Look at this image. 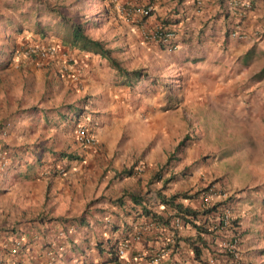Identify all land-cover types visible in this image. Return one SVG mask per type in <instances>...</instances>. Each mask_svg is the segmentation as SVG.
Masks as SVG:
<instances>
[{"label": "crops", "instance_id": "1", "mask_svg": "<svg viewBox=\"0 0 264 264\" xmlns=\"http://www.w3.org/2000/svg\"><path fill=\"white\" fill-rule=\"evenodd\" d=\"M195 1L0 0V81H3L7 72L19 69L8 82L11 87L9 93L13 96L12 110L18 107L19 100L23 102L30 99L31 94L27 93V69L35 65L28 59L23 60L26 64L19 68L18 64L8 63L4 55L5 49L17 48L28 42L60 43L59 37L51 35L49 29L54 31L55 23L59 26L62 24L63 10H70L72 14L80 16L83 22H87L93 13L97 17L107 16L110 19L106 22L107 25L116 26L115 24L120 22V27L106 31L102 29L89 37L101 40L105 47L111 50V54L121 51L125 55L134 54L133 62L136 66L143 67L146 64L145 66L150 68L170 69V76H173L175 81L174 84L170 83L171 88L175 87L170 96V113L174 114V117L177 114L191 117L192 112L204 108L214 111L216 118L232 117L240 125L237 139L230 142L233 145L231 158L237 161L236 167L243 179L242 182H231L228 185L231 191H239L235 193L231 206L234 214L238 215L237 228L241 232L238 242L242 257L240 264H264V76L254 79V75L264 69V0H250V9L242 7L246 0H197L198 4H195ZM138 2L150 4L153 9V14L145 21L141 20V24L136 21L131 9L129 12H122L125 11L124 8L121 11L118 9L120 5H137ZM127 15L133 23H127L129 20L124 18ZM166 17H170V26L177 31L180 43L178 49L170 53L151 41H143L142 38L144 30L155 26L157 21ZM96 22L100 25V21ZM38 26L46 28L49 36H42L38 32ZM87 28L96 30L98 26ZM71 54L74 58L84 61V56L92 53L72 50ZM92 56L94 57H90L87 66L99 68L97 56ZM119 59L122 60V57L119 56ZM64 68L65 65L58 61L43 68V71L50 69L51 74L56 69ZM38 70L37 76L42 75V70ZM102 71L107 73L104 68ZM110 99L106 108L99 105L97 100L94 103L97 109H109L101 115L92 111L97 148L79 144L75 140L72 124L65 120L62 122L59 134H71L72 129L74 150L85 148L83 152L88 156L95 155L102 145H110L105 143L110 137L108 141L116 140L114 137L121 133L122 128L136 122L132 119L137 117L136 111L132 113L120 105L128 101L127 99ZM91 104L90 102L88 106ZM26 115L35 116L34 113ZM27 124V128H30L31 122L28 121ZM19 127V124L16 126L5 122L1 130L13 128L17 132ZM106 134L111 136L108 138ZM6 136L0 138V146L4 149L6 158V164L0 167L2 264L106 263L110 246L121 237L124 227H137L132 212L138 210L139 206L126 199L120 207L117 202L106 200L101 194H114L113 197H116L120 194H117L116 188L122 191L121 193L129 192L136 189L135 184L127 179L126 183L122 181L119 185H114L112 173H109L104 177L105 184L101 185L97 192L93 189L90 195L99 199V207L105 208V211L100 208L93 210L83 224L77 220H63L66 215L76 214L78 210L75 205L78 201L82 203L88 200L82 195L78 196V181L82 182L79 178L86 177L81 167L88 165V162L92 164L90 167H94L95 158L87 160L88 162L83 159L78 163L77 158H71L72 154L66 156L63 152H54V147L48 145L51 140H44L37 146L36 143L20 146ZM63 144L64 141L61 146ZM72 146L71 144V149ZM154 154H157V149L151 151L150 156L144 159L146 164L152 162ZM109 181L112 185L110 189L106 185ZM117 182L119 180L115 181ZM16 193L20 198L15 197ZM45 201L49 205H46ZM63 202H70L69 206L64 207ZM153 207L160 208L158 202H153ZM23 209L28 213L27 218L25 217L27 220L15 226V210L19 213L21 211L22 214ZM43 214L49 216L44 218ZM35 215L40 216L34 217ZM187 230H179L178 236L185 238ZM193 234L192 232L190 235ZM16 239H22L24 245L17 256H12L2 246L11 244ZM219 239L221 238L218 237ZM135 245L123 257L122 264L143 262L137 257L138 244ZM54 253L56 258L53 261ZM206 254L207 252L203 256ZM172 260L173 263L176 261V264L183 261L190 263L193 260L192 251L186 242H180ZM216 260L218 264L231 262L224 254Z\"/></svg>", "mask_w": 264, "mask_h": 264}, {"label": "rangeland", "instance_id": "2", "mask_svg": "<svg viewBox=\"0 0 264 264\" xmlns=\"http://www.w3.org/2000/svg\"><path fill=\"white\" fill-rule=\"evenodd\" d=\"M66 15H69L76 23L81 21L77 16H74L75 14H71L70 10ZM90 17L100 21V25L96 30L85 29L84 31L88 36L102 29L106 31L121 26L120 22L116 23V26L107 25L106 22L110 20L107 16L97 17L93 13ZM35 44L38 43L31 42L27 45L35 46ZM93 55L97 56L99 68L87 66L90 57H94L92 54L84 56L83 61L74 58L71 52L67 56L61 50L50 58L41 59L38 57L29 60L35 65L27 69L29 70L27 93L31 94L30 99L28 101L23 100V102L19 100L18 107L14 110L11 108L13 96L9 93L11 87L8 82L13 73L19 69L7 72L3 81H0V129L5 122L20 126L17 132L13 128H8L6 131L7 139L11 142L14 141L15 144H20V146L33 145L34 143L37 146L44 140H51L48 145L54 147V152L72 154V156L77 157L78 163H81L80 160L83 159L88 162L87 160L95 158L94 167H90L91 162H88L85 167H81L86 177L79 178L82 182L78 181L80 185L78 196L82 195L84 199L88 200L82 203L78 201L75 205L78 210L76 214L66 215V217L87 218L93 210L96 211L100 208L99 199L91 197V191L95 189L97 192L102 187L101 185L105 184L104 177L109 173H112L114 185H119L122 181L126 183L127 179L132 181L136 189L129 192L141 193L154 189V191L162 190L167 196L177 191H196L214 179H226L223 184L227 188L231 182H242L243 177L240 176L239 169L236 167L237 161L231 158V146L233 145L230 142V140L237 139L241 127L232 117L216 118L214 111L204 108L192 112L193 116L191 117L186 114H177L174 117V114L170 113V96H172L175 87L172 86L171 88L170 83L173 82L174 84L175 81L173 76H170V69L167 70L166 67L163 69L150 68L145 66L146 64L143 67L136 66L133 62L134 54L125 55L122 51L121 53H112V56L121 63L123 69L129 72L140 71L144 73L143 78H146L147 74L149 79L144 81L131 76L128 80L120 76L117 71L110 69L107 60L100 58L98 54ZM119 56L122 57V60L119 59ZM164 60L167 59L164 58ZM22 61L23 57L16 55L8 63L18 64L19 68V66L26 64V61ZM58 61L65 65L64 69H56L51 74L50 69L43 71V68L51 63L56 64ZM103 68L107 73L102 71ZM38 69L42 70L44 77L41 74L37 76ZM39 76L41 79H38ZM23 95L24 93L22 97ZM109 96L110 98L127 99L128 101L120 105L126 110H131L132 113L136 111L137 117L132 118L136 122L122 128L121 133L114 137L116 140L108 141L111 135L106 134L105 136L110 138L105 143H110V145H107L108 147L102 145L95 155L88 156L83 152L85 148L84 150H80L81 148L74 150L73 128L71 134H59L61 124L66 117L65 111L70 107L76 108L89 101V104L92 103L89 108L101 115V113L108 112L109 109H97L94 104L95 100L99 105L106 108L108 107L107 103L111 100ZM218 105L221 106L219 102ZM27 113H34L35 116L28 117L30 114L26 115ZM28 121L31 122L30 128H27ZM63 141L64 144L61 146ZM181 141L183 145L175 150L176 145ZM66 143L68 144L66 145ZM71 144L73 145L72 149L70 148ZM155 149H157V154H154L151 163L146 164L144 159L149 157L150 152ZM172 154L174 157L170 158L169 163H166L167 158ZM135 162L141 166V172L131 177L116 176L117 171L132 166ZM159 169H161L160 178L157 179V182L150 183V177ZM167 179L168 181H166ZM118 180L119 182L115 183ZM73 183L76 184L77 181ZM69 185L73 186L72 184ZM106 185L110 189L111 181ZM116 190L117 194L120 193L116 197H113L114 194L112 196L110 194L101 195L106 197V200L116 201L118 197L123 195L118 188ZM46 192L48 193V189ZM15 197L20 198V195L16 193ZM69 203L63 202V206L68 207ZM45 204L49 205L46 201ZM100 210L105 211V208H100ZM22 211L21 214V211L19 213L18 210H15L16 213L13 216L15 217V226L27 220L25 217L28 213L24 209ZM52 215L54 216V214ZM39 216L35 215L34 217ZM42 216L46 218L49 215L43 214Z\"/></svg>", "mask_w": 264, "mask_h": 264}, {"label": "trees", "instance_id": "3", "mask_svg": "<svg viewBox=\"0 0 264 264\" xmlns=\"http://www.w3.org/2000/svg\"><path fill=\"white\" fill-rule=\"evenodd\" d=\"M138 4L144 5L143 2H138ZM137 4V5H138ZM136 5V4H135ZM62 16V24L60 26L58 24H54V31L49 29L53 35L58 36L60 39V46L61 52L65 55H69L72 50H79L82 52H90L93 54H98L102 58L106 59L109 65L117 71V73L122 76L123 78H127L133 76L134 78H138L140 71H127L122 68L119 61L115 59L111 55V50L105 47V44L97 39H92L85 34V27L84 23H76L73 21L71 17L66 14H61ZM170 18V17H168ZM160 19L159 23H164L165 26L170 24L169 19ZM58 23V22H57ZM92 26H95L93 23ZM56 27V28H55ZM38 32L42 34V36L47 35L46 28H40L38 26ZM5 58L9 61L14 59L16 56V49L15 47L9 48L7 47L4 52ZM18 55H21L18 53ZM39 55L35 52H28L25 55L23 60H34L37 59ZM264 76V69L259 71L254 75V79H260ZM72 108V109H71ZM72 110L73 116L78 120L82 114L84 109L82 107H70ZM183 145V142H179L176 146L175 150H178L180 146ZM176 153V152H175ZM67 156V154H65ZM174 157V155H169L167 162L169 163L170 158ZM71 158H76L72 156ZM137 164V162H135ZM135 164H133L129 168H124L121 171L116 172V176H124V177H131L137 173L134 168ZM162 169V167H159ZM157 170L150 178V183L157 182L158 178L161 176L160 170ZM168 181V179L166 180ZM209 186L206 188H202L195 192L191 191H177L174 193H170L167 196L163 193L162 190H156L155 197H150L148 194L144 196L141 193L136 192H124L122 196L118 197L116 201L118 206L122 207L124 202L127 199L131 200L135 204L139 206L138 210L132 212L133 217L135 219V228L131 225H126L124 227V232L117 240H126L133 243L134 247L137 243L138 251H139V259L143 262L141 264H148V261L151 257L161 251L163 248L169 247V239H170V231L174 230V226L170 220H173V217H180L182 221L186 223V226L193 227L195 230H190L188 227L187 232H196L194 236H190L188 238H181L178 235L175 237L176 242V249H174L171 253H169L170 257L167 258L163 264H176L173 263L172 257L178 251L177 246L179 245L180 241L186 242L193 252L192 259L195 261L202 262L203 264H210L209 260H212L215 255L213 254L216 250L219 249V252L225 253L230 255L231 253L228 252V248H224V250H220V243H218V248H216L217 238L220 237V240L225 238V234L228 232V241L229 243L232 242L233 238V230L231 227L228 226L229 224L223 223V218L225 216L230 215L233 212L231 203H228L230 197L226 198L225 200L221 201L217 205H213L212 207L202 205L200 209H195L192 207L190 203H194V201H203L204 197L208 194ZM232 197V196H231ZM111 202V201H110ZM153 202H158L159 209L153 207ZM127 205V204H126ZM138 208V207H137ZM172 212V214H171ZM228 214V215H227ZM66 221H79V223H84L86 218L80 217H66ZM228 222H230V217L228 216ZM199 223V224H198ZM223 224V225H222ZM211 227L212 225H216L217 229L215 230H207L205 228ZM221 227V228H220ZM219 228V229H218ZM176 232V230H175ZM222 233L221 235H219ZM138 235V239L134 241ZM111 255L110 258L106 259L107 264H122L120 258L116 255L115 245L110 246ZM207 252L206 256H203L204 252ZM137 251V252H138ZM103 263V264H106ZM183 262H179L178 264H182Z\"/></svg>", "mask_w": 264, "mask_h": 264}, {"label": "clouds", "instance_id": "4", "mask_svg": "<svg viewBox=\"0 0 264 264\" xmlns=\"http://www.w3.org/2000/svg\"><path fill=\"white\" fill-rule=\"evenodd\" d=\"M195 4H198L197 3V0L195 1ZM151 7V5L150 4H144V5H129V6H125V5H120L119 7H118V9L121 11L122 10V8H124L125 9V11H123L122 10V12H129V9H131V11H132V13H133V9L134 8H138V7ZM233 6H235V4L233 5ZM242 7H244V8H246V9H250L251 7H252V4H251V1L250 0H246L245 2H243L242 3ZM63 12H64V14H66V13H68V10L67 11H65V10H63ZM70 13L72 14V12L70 11ZM135 16H136V21H140V24H141V20L142 21H145L146 19H148L152 14H153V9H152V7H151V12L149 13V15L148 16H144V17H139V16H137L135 13H133ZM74 15V14H73ZM69 16V15H68ZM74 16H76V15H74ZM70 17V16H69ZM77 18L79 19V20H81L80 19V16H77ZM124 18H126L127 20H129V21H127V22H129V23H133L134 21H131V18L129 17V15H127V16H124ZM166 19H170V18H167L166 17ZM165 19V20H166ZM89 21V22H88ZM96 21H98L97 19H95V20H91V18H88V20H87V22H83V20H81V21H79L80 23H84L85 24V27H94V26H92L93 25V23H95V26L97 27H99V23L98 22H96ZM88 24H90V25H88ZM158 28L160 31H162V32H167V31H172L173 33H174V37L171 39V43H172V46H175V48L174 49H170V50H167L166 49V47H165V45H163V44H160V43H158V42H155V41H151V42H153V43H155V44H157L158 46H159V48H161L162 50H164L165 52H167V53H170V52H173V51H175V50H177L178 49V47H179V39L177 38V31L174 29V28H172L171 26H170V24H168V26L166 25L165 26V24L164 23H159L158 21L156 22V24H155V26H153V27H150V29H154V28ZM87 29V28H86ZM86 34V33H85ZM51 35H53V34H51ZM87 35V34H86ZM143 35V34H142ZM47 36H49L48 34H47ZM53 36H55V35H53ZM88 36V35H87ZM57 37V36H56ZM91 38V37H90ZM142 38H143V36H142ZM93 39V38H92ZM98 40V39H97ZM101 41V40H100ZM143 41H145V42H149V41H147V40H145L144 38H143ZM27 44H29V43H26V45L23 43L22 45H20L19 47H15V49H16V55H18V53L19 54H21L20 56H22L23 58H25V55L28 53H26V54H24V52L27 50V49H29V48H31V47H33L32 45L31 46H29V45H27ZM35 46H38L39 48H46V49H48V48H50V49H53V52L51 53V54H49V55H46V56H42L41 54H40V52L39 51H33V52H35V53H37L38 55H39V57L41 58V59H43V58H45V57H48V58H50L52 55H54V54H57V52L58 51H60V46H59V44H58V42H54V43H46V44H41V43H38V44H35ZM75 50H77V49H75ZM90 53V52H89ZM93 54V53H92ZM112 55V54H111ZM101 57V56H100ZM102 58V57H101ZM7 59V58H6ZM116 59V58H115ZM106 60V59H105ZM7 61L8 62H10V61H12V59L9 61L8 59H7ZM118 61V60H117ZM111 67V66H110ZM112 68V67H111ZM115 72H116V70H114ZM143 74L144 73H142V72H140V74H139V80L141 79V80H144V81H148L149 79H148V75L146 74V78H143ZM151 81V80H150ZM89 102H85V103H83V104H81V105H79L78 107H82L83 109H84V111H83V114H82V116L78 119V120H76V118L73 116V114H72V108L70 109H67L66 111H65V114H66V117H65V121L66 122H69V123H71L72 124V128H73V130H74V137H75V140L79 143V144H81L78 140H77V138H76V128H77V125L78 124H80V123H82V122H89V124H90V126H91V131H92V133L94 134V136H95V139H96V141H95V144H93V145H90L89 147H94V148H97L98 147V145H96V143H97V138H96V135H95V133H94V130H93V125H92V119H91V115H92V110L89 108ZM1 130V129H0ZM179 144V143H178ZM177 144V145H178ZM81 145H83V144H81ZM176 145V146H177ZM85 146H88V145H85ZM77 158V157H76ZM168 159V158H167ZM167 162V161H166ZM129 167H131V166H129ZM129 167H126V168H129ZM134 168H135V170L137 171V173H139V172H141V166L140 165H138V164H136L135 163V166H134ZM122 169H124V168H122ZM151 178V177H150ZM224 181H226V179H224V178H220V179H214L213 181H211V183H209L208 185H206L205 187H203V188H206V187H208L209 186V190H208V194L206 195L207 197H210L211 199H210V203L206 206L205 205V203H204V201H201V202H197V201H194V203H190L191 205H192V207L193 208H195V209H200L201 207H202V205H205V207H208V206H210V207H212L214 204L215 205H217L218 203H220L221 201H223V200H225L226 198H228V197H230V200H229V202L228 203H231V201H232V199L234 198V196H235V193H238L239 191H231L229 188H227L226 186H225V184H223V182ZM200 189H202V188H200ZM200 189H197V190H200ZM196 190V191H197ZM154 191V189H150V190H147V191H144V192H141V194L144 196L145 194H148L151 198L152 197H155V194H156V191H154V193H152ZM191 192H195V191H191ZM163 193H165V192H163ZM205 196V197H206ZM232 196V197H231ZM171 214H172V212H171ZM178 220L179 221V225L178 226H176L175 224H174V220ZM171 222H172V225L174 226V230H172V231H170V239H169V243H170V246L168 247V248H170V250H169V252L167 253V255L164 257V259L165 258H168V256H169V253H171L174 249H176V247H175V245H176V242H175V237L178 235V231L179 230H184L185 229V227H188L190 230L192 229L193 231L195 230L193 227H190V226H188V224H187V226H186V223L184 222V221H182V219L180 218V217H173V220H170ZM223 221V220H222ZM237 221H238V215L237 214H234V212H232L231 214H230V224L228 225V226H230L231 227V230H233V233H232V235H233V240H232V244H234L235 245V247H234V249H233V251H230L229 249L227 250L228 252H230L231 254L230 255H228V254H225V253H221V252H219V249L218 250H216L213 254L215 255V257H213L212 258V261L213 262H210V260H209V263L210 264H218L217 263V260H216V258L217 257H219L221 254H224L225 256H226V258L227 257H229L230 259H231V262H230V264H240V260H242V257H241V255H240V253H239V247H238V242H239V240L241 239V232H240V230L237 228ZM199 224V223H198ZM223 225V224H222ZM205 226V228L207 229V230H215V229H217V227H216V225H212L211 227H207L206 225H204ZM221 228V227H220ZM219 229V228H218ZM175 230H176V232H175ZM194 234L193 235H190L191 233H189L188 234V232H187V234H185V237L186 238H188V237H190V236H194L195 235V233L196 232H193ZM182 238V237H181ZM136 239H138V235H137V237L136 238H134V241L136 240ZM171 240H172V242H171ZM217 240H218V238H217ZM120 241H123V240H117L116 242H115V250H116V255H117V257L118 258H120V260H122L123 259V257L126 255V253L128 252V251H131L133 248H134V245H133V243L132 242H130V248L128 249V251L124 254V256L123 257H120L119 255H118V253H117V246H118V244H119V242ZM228 241V232H227V234H225V238L223 239V240H218L217 241V243H216V245H217V247L216 248H218L219 246H218V243H220V250H224V248L226 247V248H228V244H231V243H229V242H227ZM180 242H182V241H180ZM179 246H180V243H179V245L177 246V249L179 248ZM189 246V245H188ZM167 248V247H166ZM164 249V248H163ZM190 250H191V248H190ZM192 251V250H191ZM108 254H109V256L108 257H106V259H108V258H110V255H111V250L109 249V251H108ZM156 254V253H155ZM137 257L139 258V256L137 255ZM153 257V256H152ZM151 257V258H152ZM192 257H193V252H192ZM163 259V260H164ZM151 260V259H150ZM150 260L148 261V264L150 263ZM163 263V261L160 263V264H162ZM182 264H203L202 262H199V261H195V260H192L190 263H187L186 261H183V263Z\"/></svg>", "mask_w": 264, "mask_h": 264}, {"label": "built area", "instance_id": "5", "mask_svg": "<svg viewBox=\"0 0 264 264\" xmlns=\"http://www.w3.org/2000/svg\"><path fill=\"white\" fill-rule=\"evenodd\" d=\"M151 12V7H138V8H134L133 9V13H135L137 16L139 17H144V16H148L149 13ZM145 29V28H144ZM174 37V33L170 30L167 32H162L160 31L157 27L154 29H150L147 28L146 30L143 31V38L147 41H155L158 42L160 44L165 45L167 50L170 49H174L175 46H172L171 43V39ZM33 51H39L40 54L42 56H46L49 55L53 52V49H46V48H39L38 46H33L29 49H27L24 54H26L27 52H33ZM6 131L1 130L0 131V138L6 136ZM76 138L77 140L83 144V145H93L95 144V136L91 131V126L89 124V122H82L80 124L77 125L76 128ZM6 164V158L4 155V149L0 146V167ZM210 197H204L203 201L205 203V205L207 206L210 203ZM228 215V214H227ZM230 217V215H228ZM228 216H225L223 218V223L224 224H230V222H228ZM174 224L176 226L179 225V221L178 220H174ZM172 242V240H171ZM23 241L22 239H16L14 241H12L11 244H6L2 247L6 248L9 252L10 255L12 256H17L20 252L21 249L23 248ZM235 245L234 244H228V249L230 251H233ZM130 248V241H120L118 246H117V253L120 257H123L124 254L128 251V249ZM170 248H164L161 251L157 252L156 254L153 255V257L150 260L149 264H160L164 257L167 255V253L169 252ZM56 258V253L52 254V260L54 261ZM210 262H213L212 260H210ZM0 264H2V259H0Z\"/></svg>", "mask_w": 264, "mask_h": 264}]
</instances>
